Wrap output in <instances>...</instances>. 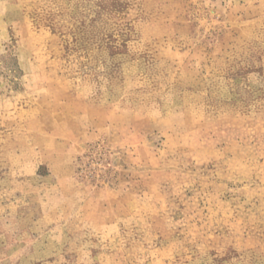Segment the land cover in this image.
<instances>
[{"label":"rangeland","instance_id":"1","mask_svg":"<svg viewBox=\"0 0 264 264\" xmlns=\"http://www.w3.org/2000/svg\"><path fill=\"white\" fill-rule=\"evenodd\" d=\"M0 264H264V0H0Z\"/></svg>","mask_w":264,"mask_h":264}]
</instances>
